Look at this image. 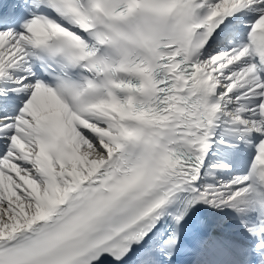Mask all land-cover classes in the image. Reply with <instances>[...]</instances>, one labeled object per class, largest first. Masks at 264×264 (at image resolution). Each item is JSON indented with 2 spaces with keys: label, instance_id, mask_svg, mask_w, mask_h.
I'll return each instance as SVG.
<instances>
[{
  "label": "snow or ice",
  "instance_id": "obj_1",
  "mask_svg": "<svg viewBox=\"0 0 264 264\" xmlns=\"http://www.w3.org/2000/svg\"><path fill=\"white\" fill-rule=\"evenodd\" d=\"M0 264H264V0H0Z\"/></svg>",
  "mask_w": 264,
  "mask_h": 264
}]
</instances>
